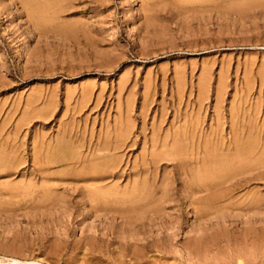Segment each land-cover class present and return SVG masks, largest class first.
<instances>
[{
  "label": "rangeland",
  "instance_id": "rangeland-1",
  "mask_svg": "<svg viewBox=\"0 0 264 264\" xmlns=\"http://www.w3.org/2000/svg\"><path fill=\"white\" fill-rule=\"evenodd\" d=\"M249 126L264 143V0H0V264H118L120 236L150 241L146 264H264V179L207 218L182 205L177 221L174 202L157 201L162 178L182 197L177 161L141 174V157L170 149L174 133L193 162ZM48 151L63 160L46 163ZM142 178L145 201L114 204ZM94 185L108 208L97 216ZM187 237H201L197 249Z\"/></svg>",
  "mask_w": 264,
  "mask_h": 264
},
{
  "label": "bare ground",
  "instance_id": "bare-ground-1",
  "mask_svg": "<svg viewBox=\"0 0 264 264\" xmlns=\"http://www.w3.org/2000/svg\"><path fill=\"white\" fill-rule=\"evenodd\" d=\"M244 126V125H243ZM253 126V125H252ZM236 127V126H235ZM234 127V128H235ZM242 127V126H241ZM241 127H238V128H241ZM246 127V126H245ZM250 127V126H249ZM231 129V128H230ZM188 130V129H187ZM120 131V130H119ZM233 134L232 135V138L229 139L228 143H225L224 142V139L221 141H217V142H214L210 145H204V148H202V154L204 155L203 157H200L202 158L200 161H193V162H188L187 160H184V158H181L183 157V155L185 154V150L187 149V144H188V136L187 134L185 133V131L183 132L184 133V139L183 140H180L181 139V135L178 133H174V136H173V141L171 142V146H168L170 149H168L167 151H161L163 153H159V151L161 150V148L157 149V152H156V148H152L151 149V158H146L145 156L144 157H141L142 158V161H141V174L142 175H146L148 174V172L151 170V171H154L156 170L157 168H159V162L162 161V160H169L167 157L171 156L173 157L171 160L175 159L177 161V164L176 165V172H177V176L178 178L181 180V183H182V186H184V190L183 191V194H182V197L179 198V199H176L177 197V192H178V187L177 185L179 184V181H178V184L175 185V181H177V178L175 177V179H172L171 178V182L169 185H167V183L165 184L164 186V181L166 182L165 179H160L161 183V198L157 197L156 199H158L157 201L160 202V203H165V202H174V209L172 208L173 205H172V210H174L175 212V217H173V219H177V221L179 220V214H181L179 212L180 208L182 205H187V206H192V205H199V209L195 208V207H192V209L190 210V212H193L194 214L197 213V215H201L202 218H207V216H209V214H207V212H205L206 210H211V208L215 207L216 205H219V207L223 208L225 205H221V202L223 204V202L227 201L230 199V197L232 196V192L234 190H238L240 188H242V186H244L246 183L252 181V180H263L264 179V174L262 171L264 169V143H261V141H257V140H254L255 139V136H254V139L252 140L253 137H251L252 134H254L255 131H253V129L250 127L248 130H245L244 128H241V129H234L232 130ZM118 132V131H117ZM122 132V131H121ZM187 132V131H186ZM182 133V134H183ZM193 134V131L191 132ZM259 134V132H258ZM257 134V136H258ZM122 135V134H121ZM124 135V134H123ZM198 135V134H197ZM217 135V134H216ZM180 136V137H179ZM183 136V135H182ZM203 136V135H202ZM256 136V137H257ZM192 137V136H191ZM190 137V138H191ZM215 137V136H214ZM221 137V136H220ZM183 138V137H182ZM213 138V137H212ZM217 138H219L217 136ZM222 138V137H221ZM260 138V137H259ZM116 141H117V138H115ZM120 139V138H119ZM123 139V138H122ZM126 139V138H125ZM197 139V138H196ZM209 139V138H208ZM258 139V138H257ZM213 141V139H211ZM215 140H217L215 138ZM122 141V140H120ZM119 141V142H120ZM263 141V140H262ZM125 142V141H124ZM169 142V141H168ZM206 142H207V139H206ZM117 143V142H116ZM113 144V143H112ZM120 144V143H119ZM122 144V143H121ZM63 145H65L64 147H60L59 150L63 151V148H67V144L63 141ZM168 144H166V142L164 141L162 144H161V147H165L167 146ZM96 146V145H95ZM154 146V145H153ZM48 147H51V146H48ZM112 147V146H111ZM115 147V146H114ZM159 147V146H158ZM197 147H199L197 145ZM52 148V147H51ZM55 148V147H53ZM119 148V147H117ZM164 148V149H165ZM107 149V148H106ZM116 149V148H115ZM50 150V149H49ZM98 150V149H97ZM100 150V149H99ZM111 150V149H110ZM114 150V149H113ZM112 151V150H111ZM200 151V150H199ZM190 152V151H189ZM197 152V151H196ZM201 152V151H200ZM49 153V155H48ZM48 153L46 154L47 157L45 159L46 163H57V162H60L63 160V158H58V157H54L55 154H52L48 151ZM109 153V152H108ZM188 153V152H187ZM90 154V153H89ZM103 154H106V153H103ZM200 154V153H199ZM67 155V154H66ZM88 155V154H87ZM95 155V154H94ZM101 155V154H100ZM110 156V154H109ZM198 156V155H197ZM112 157V156H111ZM148 157V156H147ZM175 157V158H174ZM38 158V157H37ZM68 158V157H67ZM101 158L103 159L104 157L101 156ZM187 158V157H186ZM69 159V158H68ZM96 159V158H95ZM108 159V157H107ZM111 158H109L110 160ZM149 159V160H148ZM195 159V158H193ZM98 162H95L93 161L92 163V168L91 170V175H93L91 178L92 179H96L99 175H101V169L100 170V166H102V163L99 164V160L101 159H96ZM87 161V160H86ZM91 161V160H90ZM82 162V161H81ZM106 162V161H105ZM109 162V161H108ZM44 163V162H43ZM78 163V162H77ZM104 163V161H103ZM161 163V162H160ZM176 163V162H175ZM94 164V166H93ZM107 164V163H106ZM112 164V163H111ZM40 165V164H39ZM80 165V163L78 164ZM83 165V163H81V166ZM174 165V164H173ZM166 166V165H165ZM164 166V167H165ZM83 167V166H82ZM113 167H114V164H113ZM113 167H110V168H113ZM73 168V167H72ZM105 168V167H104ZM107 168V166H106ZM133 169V168H132ZM138 169V168H137ZM148 169H150L148 171ZM39 170H42V173L43 172H47L48 169H45V168H42V169H39ZM50 170V169H49ZM107 171V170H106ZM105 171V172H106ZM41 172V171H40ZM104 172V173H105ZM112 172V171H110ZM140 172V171H139ZM138 172V173H139ZM82 173V172H81ZM81 173H77L78 176H81ZM150 173V172H149ZM86 175L87 174H90V173H85ZM103 174V173H102ZM116 174V173H115ZM129 174V173H128ZM136 174V173H135ZM45 175V174H44ZM47 175V173H46ZM83 175V173H82ZM111 175H113L111 173ZM144 175V176H145ZM149 175V174H148ZM97 176V177H96ZM103 176V175H102ZM110 176V175H109ZM156 176V175H155ZM46 177V176H45ZM83 177V176H82ZM96 177V178H95ZM146 177V176H145ZM152 177V176H151ZM164 177V176H163ZM44 178V177H42ZM47 178V177H46ZM90 178V176L88 177ZM99 178V177H98ZM102 178V177H101ZM135 178V177H134ZM138 178V177H137ZM141 179V177H140ZM147 179V178H146ZM89 180V179H88ZM100 180V179H99ZM149 180V178H148ZM147 180V181H148ZM156 180V179H155ZM91 181V180H90ZM94 181V180H93ZM102 181V180H101ZM92 182V181H91ZM95 182V181H94ZM93 182V183H94ZM98 181H96L97 183ZM156 182V181H155ZM92 183V184H93ZM134 185H133V189L130 193L129 191V196L126 197V198H119V199H115L113 200L114 201V204L115 202H118L119 204H124V203H128L129 205L130 204H139L140 202L142 201H145V199L148 198L149 195H151L148 190V188H146V185H145V181H144V178H142V181L138 180V181H133ZM151 183V181H150ZM154 182H152L153 184ZM132 184V183H131ZM129 184V186L131 185ZM97 185V184H96ZM94 185L92 189H90L88 192L90 193V201H89V210L92 211L91 214L96 215V212H101V210H106L108 208H103L101 205H99V203H103L104 202V196L99 194V192L102 190V188L98 185L96 186ZM151 185V184H150ZM154 185V184H153ZM158 185V184H157ZM50 187V186H49ZM131 187V186H130ZM157 187V186H156ZM131 189V188H130ZM180 189V188H179ZM249 189V188H248ZM53 190V189H51ZM50 190V191H51ZM127 190V189H126ZM107 191V190H106ZM255 191V190H254ZM119 192H122V191H119ZM206 193L207 196L205 197H202L200 196L199 194L201 193ZM113 193H115L113 191ZM112 193V194H113ZM124 193V191H123ZM127 193H128V190H127ZM155 193V192H154ZM254 193V192H253ZM120 194V193H119ZM256 194V193H255ZM264 194V193H263ZM125 195V193H124ZM76 196V195H75ZM108 196V195H107ZM118 195H116L117 197ZM106 197V196H105ZM259 197V196H258ZM257 197V198H258ZM46 198V197H45ZM88 198V197H87ZM107 198V197H106ZM113 198V196H112ZM150 198V197H149ZM251 198V197H250ZM261 198V197H259ZM108 199V198H107ZM155 199V200H156ZM256 199V197H255ZM254 200H251V201H248L250 205H254V208H257L258 206V200L255 201ZM179 201V202H178ZM238 201V200H237ZM243 201V200H242ZM241 201V202H242ZM88 203V202H87ZM106 203V202H105ZM113 203V202H112ZM145 203V202H144ZM228 203V202H227ZM226 203V204H227ZM231 202H229V204L227 205V208L226 211L230 208L231 209ZM233 203V202H232ZM237 203V202H236ZM245 203V201H244ZM141 204V203H140ZM143 204V203H142ZM234 204V203H233ZM232 204V205H233ZM247 204V203H246ZM247 204V205H248ZM160 205V204H158ZM157 205V206H158ZM215 205V206H214ZM245 206V204H243ZM109 206V205H108ZM127 206V205H126ZM131 206V205H130ZM139 206V205H138ZM148 205H143V207H147ZM156 206V207H157ZM170 206V205H169ZM85 207V206H84ZM112 207V206H111ZM141 207V206H139ZM142 207V208H143ZM151 207V206H150ZM155 207V206H154ZM141 208V209H142ZM159 209L161 207H158ZM166 208V207H165ZM164 208V209H165ZM86 209V207H85ZM114 209V208H112ZM130 208H123V207H119L117 210H115L116 212H118L119 214H123V215H126L127 214H130L128 213ZM144 209V208H143ZM148 209V208H147ZM217 209V208H216ZM220 209V208H218ZM251 209V208H250ZM253 209V208H252ZM136 210V209H135ZM155 210V209H154ZM209 210V211H210ZM242 210V209H241ZM83 212V209L81 210ZM88 211V210H86ZM89 211V212H90ZM111 211V210H110ZM213 213L214 211L211 210ZM231 212H233V210H230ZM105 212V211H104ZM134 212V211H133ZM157 212V211H156ZM155 212V213H156ZM160 212V211H159ZM163 213V211H161ZM171 212V211H169ZM242 212V211H241ZM248 212H250L249 210L246 211L244 213V215L249 214ZM132 213V212H131ZM150 213V212H149ZM148 213V214H149ZM154 213V211H153ZM154 213V214H155ZM255 213V212H254ZM89 214V213H88ZM98 214V213H97ZM108 214V213H107ZM142 214V213H141ZM152 214V215H154ZM165 214V213H164ZM169 214V213H168ZM174 214V213H173ZM231 214V213H230ZM243 214V213H242ZM151 215V214H150ZM172 215V214H171ZM254 215V214H253ZM256 215V213H255ZM122 216V215H121ZM204 216V217H203ZM211 216V215H210ZM129 217V216H128ZM161 217V215H160ZM246 217V216H245ZM122 218V217H121ZM146 218V217H145ZM171 218V216H170ZM169 218V219H170ZM214 218V217H213ZM212 218V219H213ZM221 218V217H220ZM127 219V217H126ZM130 219V217H129ZM159 219V218H158ZM163 219V218H162ZM196 219V218H195ZM123 220V218H122ZM128 220V219H127ZM206 220V219H205ZM115 221V220H114ZM218 221V220H217ZM130 222V221H129ZM176 222V221H174ZM233 222V221H232ZM123 223V222H122ZM126 223V222H125ZM123 223V224H125ZM121 224V225H123ZM245 224V223H244ZM120 225V224H119ZM127 225V224H125ZM132 225V224H131ZM174 225V223L172 222L171 223V226ZM198 225V224H197ZM124 226V225H123ZM164 226V225H163ZM178 227V226H177ZM201 227V226H200ZM199 227V228H200ZM105 228V227H104ZM120 228V226L118 227ZM116 228V230L118 229ZM129 227H127V230H128ZM166 228V227H165ZM173 228V227H171ZM169 228V229H171ZM175 228V227H174ZM198 228V230H199ZM121 229V228H120ZM123 229V228H122ZM125 229V228H124ZM202 229V227H201ZM206 229V228H204ZM112 230V228H111ZM110 230V231H111ZM172 230V229H171ZM192 230V229H191ZM194 230V229H193ZM250 230V229H249ZM118 231V230H117ZM123 232V230H121ZM121 231L119 230V232L121 233ZM125 231V230H124ZM130 231V229L128 230V232ZM196 231V230H195ZM203 231V230H202ZM116 232V231H115ZM114 232V233H115ZM128 232H123L122 234H125V233H128ZM131 232V231H130ZM133 232V230H132ZM131 232V233H132ZM178 232V231H177ZM194 232V231H193ZM197 232V231H196ZM113 233V232H112ZM111 233V234H112ZM172 233V232H171ZM192 233V232H191ZM202 233V232H200ZM116 235L118 234L115 233ZM114 234V235H115ZM113 235V234H112ZM130 235V234H129ZM132 235V234H131ZM135 235V234H134ZM138 235V233L136 234ZM162 235V234H161ZM118 236V235H117ZM124 236V235H123ZM127 236V235H126ZM202 237V235H200ZM116 237V236H115ZM201 237L199 239H201ZM207 237V236H206ZM92 238V237H91ZM118 239H113L115 240V242L117 243L118 247L120 248V251L118 250L119 254H118V257H117V253L114 255L116 258L115 260V257L114 259L112 260H115L118 264H123L126 262V260H124V258H129L128 261H127V264H146L149 260V256L147 255L148 252H149V249H148V242L150 241H143L144 238H138V236L136 237H131V236H127V237H117ZM192 238V237H191ZM190 237H187V240H186V244L188 243V246H186L187 248L190 247V245L192 246L191 248L193 250H195V248L197 249V246L199 244V239H196V238H192L191 239ZM100 239V238H99ZM158 239V238H157ZM191 239V240H190ZM239 239V238H238ZM148 240V239H147ZM99 241V240H98ZM236 241V240H235ZM113 242V241H112ZM163 242V241H162ZM165 242V241H164ZM108 243V242H106ZM155 243V242H154ZM173 243V242H171ZM176 243V242H175ZM235 243V242H234ZM238 243V242H237ZM242 243V242H241ZM245 243V242H244ZM164 244V243H163ZM167 244V243H166ZM190 244V245H189ZM208 244V243H207ZM170 245V244H169ZM185 245V244H184ZM172 246V244H171ZM170 248H172L173 246H175V244ZM205 246V245H204ZM247 246V245H246ZM252 246V245H251ZM185 247V246H184ZM203 247V246H202ZM151 248V247H150ZM174 248V247H173ZM178 248V247H177ZM241 248V247H240ZM107 249V248H106ZM116 249V248H115ZM152 249V248H151ZM229 249V248H228ZM238 249V248H237ZM155 250H158V251H164L163 249V245H160V246H156L155 247ZM174 250V249H173ZM187 250V249H186ZM236 250V249H235ZM191 251V250H190ZM202 251V250H201ZM239 253V252H238ZM190 255V253L188 254ZM237 255V254H236ZM240 257V256H239ZM243 258V257H242ZM257 258V257H256ZM193 259V258H192ZM14 261L15 263H18L20 264L21 262L17 261V260H12ZM132 262V263H131ZM190 262V261H189ZM113 263V261H112ZM237 263L238 264H243L244 263V260L240 259L238 260L237 259ZM25 264H42V263H39L37 261H27L25 262ZM253 264V263H252Z\"/></svg>",
  "mask_w": 264,
  "mask_h": 264
}]
</instances>
